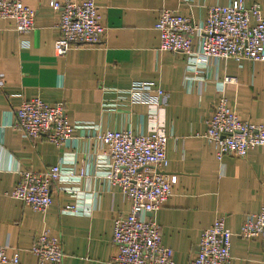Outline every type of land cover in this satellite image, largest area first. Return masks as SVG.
<instances>
[{
  "label": "crops",
  "instance_id": "0c3cea01",
  "mask_svg": "<svg viewBox=\"0 0 264 264\" xmlns=\"http://www.w3.org/2000/svg\"><path fill=\"white\" fill-rule=\"evenodd\" d=\"M21 1L35 11L29 33L20 35L12 21L0 20V245L19 250V264H36L29 250L48 231L61 242L62 264H108L114 220L130 211L119 188L100 175L103 148L91 131L76 130L68 145L56 147L10 127L23 102L40 99L63 104L72 125L136 135L159 129L167 136L168 165L160 173L175 176L176 183L147 217L160 227L174 264H190L202 232L220 217L233 234L229 264H264V240L238 235L244 219L264 208V148L218 161L216 148L204 139L225 77L236 79L223 88L230 110L243 121L264 122V62L220 59L193 71L185 55L158 49L154 28L163 9L201 26L210 7L233 0H94L105 27L102 41L62 57L54 54L59 13L52 0ZM254 3L264 16V0H244L245 7ZM192 43L196 48L197 36ZM137 82L164 92L157 108L131 102L128 91ZM66 162L71 164L64 168L83 176L54 182L44 214L10 197L20 172L41 173ZM66 206L80 212L61 213Z\"/></svg>",
  "mask_w": 264,
  "mask_h": 264
},
{
  "label": "built area",
  "instance_id": "2783aa9c",
  "mask_svg": "<svg viewBox=\"0 0 264 264\" xmlns=\"http://www.w3.org/2000/svg\"><path fill=\"white\" fill-rule=\"evenodd\" d=\"M51 7L59 13L56 26L59 38L53 46L56 56L102 41L105 27L94 0H52ZM34 18L35 11L21 0H0V20L12 21L20 35L33 29ZM154 28L159 33L158 49L185 55L193 71L220 59L264 62V16L257 3L245 7L244 0H233L226 6L210 7L201 26L195 25L190 17L163 9ZM194 36L198 37L196 48L192 43ZM235 83L232 77L222 80L212 115L206 120L204 139L216 148L218 161L224 156L242 159L250 150L264 148V122L243 121L228 106L223 88ZM128 94L131 102L153 109L164 97L161 89L143 82L133 83ZM10 127L31 140L43 137L56 147L68 145L76 130L91 131V138L103 148L100 175L110 186H117L130 202L128 214L114 220V253L108 264H174L173 251L162 244L160 227L147 217L164 205L176 183L175 176L160 173L168 165L165 153L168 138L161 130L136 135L131 131L101 132L96 126L72 125L63 104L50 106L40 99L23 102L14 113ZM3 128L0 126V132ZM65 164L71 162L59 163L41 173L20 172L10 197L44 214L51 204L54 182H72L83 176V172L77 174L71 168H64ZM79 212L77 206L61 210L63 214ZM238 235L264 240V208L244 219ZM232 237L224 218L215 219L202 232L190 264H229ZM29 251L36 264H62L64 258L59 238L48 231L34 239ZM0 264H19V250L0 245Z\"/></svg>",
  "mask_w": 264,
  "mask_h": 264
}]
</instances>
